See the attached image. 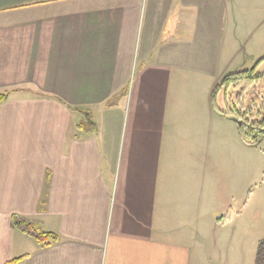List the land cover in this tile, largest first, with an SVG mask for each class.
Segmentation results:
<instances>
[{"label":"crops","instance_id":"0c3cea01","mask_svg":"<svg viewBox=\"0 0 264 264\" xmlns=\"http://www.w3.org/2000/svg\"><path fill=\"white\" fill-rule=\"evenodd\" d=\"M260 58L264 0H0V264H195L246 193L213 91Z\"/></svg>","mask_w":264,"mask_h":264},{"label":"rangeland","instance_id":"374dc122","mask_svg":"<svg viewBox=\"0 0 264 264\" xmlns=\"http://www.w3.org/2000/svg\"><path fill=\"white\" fill-rule=\"evenodd\" d=\"M259 71L264 72V64ZM230 94L236 97L235 92ZM257 96L250 89L247 106ZM257 98L264 101V94ZM242 156L247 161L246 193L239 194L237 204L217 218L218 225L209 242L199 247L195 264H254L258 243L264 238V139L256 146L247 145Z\"/></svg>","mask_w":264,"mask_h":264},{"label":"trees","instance_id":"16d2710c","mask_svg":"<svg viewBox=\"0 0 264 264\" xmlns=\"http://www.w3.org/2000/svg\"><path fill=\"white\" fill-rule=\"evenodd\" d=\"M263 62L264 58L249 70L225 75L213 91V105L216 110L224 117L236 122L242 142L252 147L258 145L264 139V101L257 98L264 94V72L259 71ZM250 89L254 90L256 96H258L252 100L250 106H247ZM231 91L236 93V97H231ZM10 93L6 92L0 95V103L7 99ZM221 94L225 99L223 109L218 108L216 105V99ZM80 112L84 117L79 128L84 131H94L96 124L91 119L90 114L82 110ZM13 223L19 231L34 238L42 246H49L58 241L55 234L48 233L23 218L15 217ZM18 260L9 264H16ZM255 264H264V238L258 243Z\"/></svg>","mask_w":264,"mask_h":264}]
</instances>
